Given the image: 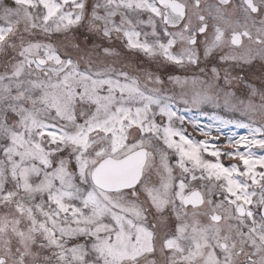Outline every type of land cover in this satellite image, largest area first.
<instances>
[{
    "label": "snow or ice",
    "instance_id": "1",
    "mask_svg": "<svg viewBox=\"0 0 264 264\" xmlns=\"http://www.w3.org/2000/svg\"><path fill=\"white\" fill-rule=\"evenodd\" d=\"M0 264H264V0H0Z\"/></svg>",
    "mask_w": 264,
    "mask_h": 264
},
{
    "label": "rangeland",
    "instance_id": "2",
    "mask_svg": "<svg viewBox=\"0 0 264 264\" xmlns=\"http://www.w3.org/2000/svg\"><path fill=\"white\" fill-rule=\"evenodd\" d=\"M135 59V57L133 58ZM139 62V61H137ZM161 71L163 72L164 69H161ZM256 73L259 75L260 73V69L257 68L256 70ZM209 114H218V113H213L211 109H209ZM189 117L192 116L191 113L188 114ZM225 118H228L227 116ZM196 119L200 122V124L202 126L204 125H207V124H211L213 123L212 121H210L206 116H200V115H197L196 116ZM186 127H188V130H189V133H191V126L190 125H186ZM213 132H215V128H213ZM232 132H235L237 133L238 135H246L247 134V130L245 129H236L234 127H228V128H223L220 132V140L217 141V143L219 144H222V143H226V140H225V137L228 136V135H231ZM193 135L196 136L197 139H200L202 137H200L199 135L195 134V133H192ZM226 165L230 163V161L228 159H224L223 161Z\"/></svg>",
    "mask_w": 264,
    "mask_h": 264
}]
</instances>
